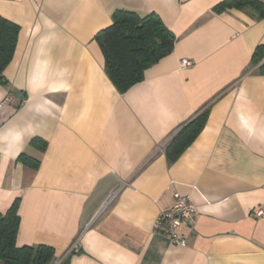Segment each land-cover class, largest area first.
I'll list each match as a JSON object with an SVG mask.
<instances>
[{
  "label": "crops",
  "instance_id": "crops-1",
  "mask_svg": "<svg viewBox=\"0 0 264 264\" xmlns=\"http://www.w3.org/2000/svg\"><path fill=\"white\" fill-rule=\"evenodd\" d=\"M223 1L0 0L20 26L0 83V213L20 199L18 247L46 245L70 264H264V59L252 63L264 19L214 12ZM117 9L155 13L176 38L124 94L95 39ZM204 110L170 164L168 143ZM179 196L197 213L174 245L152 230Z\"/></svg>",
  "mask_w": 264,
  "mask_h": 264
},
{
  "label": "trees",
  "instance_id": "trees-1",
  "mask_svg": "<svg viewBox=\"0 0 264 264\" xmlns=\"http://www.w3.org/2000/svg\"><path fill=\"white\" fill-rule=\"evenodd\" d=\"M231 9L244 11L257 20L264 19L262 0H224L214 8L223 13ZM20 26L0 16V83L7 84L4 71L14 57ZM104 56L105 73L120 94L145 79L147 70L171 55L176 38L155 13L141 15L137 12L117 9L112 14V25L96 36ZM264 59V45L256 48L252 63L257 66ZM264 75V65L259 68ZM208 120L204 110L184 124L168 143L165 153L170 164L176 162L195 142ZM32 144L42 151L47 143L35 139ZM19 160L27 167L38 170L39 160L21 155ZM20 199H16L10 209L0 213V261L3 264H55L56 255L52 247L46 245L22 246L16 244L20 227L18 210ZM59 264H70V259Z\"/></svg>",
  "mask_w": 264,
  "mask_h": 264
},
{
  "label": "built area",
  "instance_id": "built-area-1",
  "mask_svg": "<svg viewBox=\"0 0 264 264\" xmlns=\"http://www.w3.org/2000/svg\"><path fill=\"white\" fill-rule=\"evenodd\" d=\"M181 68H192L194 63L190 60L184 59L180 63ZM14 100V95L9 94L5 98V102L11 103ZM197 213V207L188 197H177L174 204L167 210L162 211L153 226L152 233L162 234L167 236L172 244L182 245L183 241L179 236V230L183 223L191 220V218ZM257 217L264 216V210H260L256 213ZM60 261H56L55 264H59Z\"/></svg>",
  "mask_w": 264,
  "mask_h": 264
}]
</instances>
